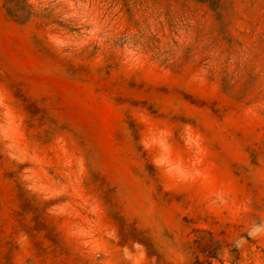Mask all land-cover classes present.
Segmentation results:
<instances>
[{
	"label": "rangeland",
	"instance_id": "rangeland-1",
	"mask_svg": "<svg viewBox=\"0 0 264 264\" xmlns=\"http://www.w3.org/2000/svg\"><path fill=\"white\" fill-rule=\"evenodd\" d=\"M25 1L0 264H264V0Z\"/></svg>",
	"mask_w": 264,
	"mask_h": 264
},
{
	"label": "trees",
	"instance_id": "trees-1",
	"mask_svg": "<svg viewBox=\"0 0 264 264\" xmlns=\"http://www.w3.org/2000/svg\"><path fill=\"white\" fill-rule=\"evenodd\" d=\"M22 3L24 4L23 8H21L20 6V4ZM5 5L7 7L9 15L12 17H19L21 11L31 8L25 0H5Z\"/></svg>",
	"mask_w": 264,
	"mask_h": 264
}]
</instances>
